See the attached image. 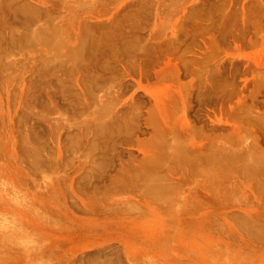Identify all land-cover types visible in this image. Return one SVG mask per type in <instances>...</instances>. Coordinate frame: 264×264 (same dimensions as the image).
Segmentation results:
<instances>
[{
  "label": "rangeland",
  "instance_id": "374dc122",
  "mask_svg": "<svg viewBox=\"0 0 264 264\" xmlns=\"http://www.w3.org/2000/svg\"><path fill=\"white\" fill-rule=\"evenodd\" d=\"M0 4V264H264V0Z\"/></svg>",
  "mask_w": 264,
  "mask_h": 264
},
{
  "label": "bare ground",
  "instance_id": "6f19581e",
  "mask_svg": "<svg viewBox=\"0 0 264 264\" xmlns=\"http://www.w3.org/2000/svg\"><path fill=\"white\" fill-rule=\"evenodd\" d=\"M15 1H16V0H15ZM8 2H9V1H8ZM11 2H12V1H11ZM17 2H18V1H17ZM25 2H26V1H25ZM6 3H7V2H6ZM19 3H20V2H18V4H19ZM41 3H42V2H41ZM1 4H2V3H1ZM1 4H0V5H1ZM12 4H13V2H12ZM18 4H15V5H17L19 9H20V7H21L20 4H21L22 7H23V8H22L23 13H21V12L19 11L20 14H25L24 12L26 11L25 8H27V4H26V6H24V2H23V3H20L19 5H18ZM4 5H5V7H6L7 5H10V4L8 3L7 5H6V4H4ZM13 6H14V5H13ZM17 6H16L15 8H17ZM11 7H12V5H11ZM11 7H10L9 12L12 11V10H14V11H12V12H16L17 14L19 13V12H17V11H18V8H17V9H12V10H11ZM24 7H25V8H24ZM12 8H13V7H12ZM0 9H1V8H0ZM6 9L8 10V9H9V6H8V8H6ZM23 9H25V11H24ZM27 9L29 10L28 12H30V13H32V12H31L32 10H34L33 13L35 12V8H34V9L31 8V6L28 7ZM36 9H37V8H36ZM15 10H16V11H15ZM20 10H21V9H20ZM30 10H31V11H30ZM37 10H38V9H37ZM258 11H259V10H258ZM4 12H5V11H4ZM28 12H26L25 15H28V14H29ZM0 13H1V12H0ZM38 13H39V12H38ZM20 14H19V15H20ZM229 15H231V14H229ZM229 15H228V16H229ZM17 16H18V15H17ZM30 16H31V14H29V17H30ZM33 16H34V15H33ZM35 16H37L36 13H35ZM35 16H34V18H35ZM29 17H28V18H29ZM226 17H227V16H226ZM31 18H32V17H31ZM35 19H36V18H35ZM38 19H39V17H38ZM29 20H30V19H28V21H29ZM32 20H33V19H32ZM22 21H24V19H23ZM35 21H36V20H35ZM32 22H34V21H32ZM22 23H23V22H22ZM25 23H26V22H25ZM25 23L23 24L24 26H26ZM86 25H87V24H86ZM28 26H29V25H28ZM89 26H90V25H89ZM85 27H86V26H85ZM38 28H39V27H38ZM56 28L59 29V27H57V26H56ZM83 28H84V26H83ZM92 28H93V27H92ZM92 28H89V29H92ZM12 29H13V28H12ZM28 29H29V28H28ZM30 29H31V28H30ZM32 29H33V28H32ZM32 29H31V30H32ZM81 29H82V28H81ZM87 29H88V27H87ZM89 29H88V32H89ZM96 29H97V27H96ZM18 30H19V28H18ZM18 30H16V31H18ZM31 30H30V31H31ZM33 30H34V29H33ZM36 30H37V29H36ZM38 30H39V29H38ZM40 30H41V29H40ZM16 31H14V32H15V35H16ZM19 31H20V30H19ZM43 31H45V30H43ZM54 31H55V27H54ZM54 31H51V33L54 32ZM56 31H57V30H56ZM81 31H82V30H81ZM83 31H85V30L83 29ZM91 31H92V30H91ZM23 32H24V31H23ZM37 32H38V31H37ZM59 32H60V30H59ZM93 32L96 33V31H94V29H93ZM34 33H36L35 30H34V32H33V35H34ZM49 33H50V32H49ZM54 33H55V32H54ZM56 33H57V32H56ZM31 34H32V33H31ZM36 34H37V33H36ZM52 34H53V33H52ZM82 34H83V32L81 33V35H82ZM84 34H85V33H84ZM84 34H83V35H84ZM37 35H40V33L37 34ZM37 35L34 36V40L36 39ZM42 35H43V34H42ZM42 35H41V36H42ZM50 35H51V34H50ZM54 35H55V34H54ZM57 35H58V33H57ZM88 35H90V34H88ZM21 36H24V34L21 33ZM21 36H20V37H21ZM41 36H40L41 39H39V40L43 41V40H44V37L42 36V37H43V38H42ZM55 36H56V35H55ZM84 36H85V35H84ZM84 36H83L82 38H84ZM94 36H95V35H94ZM96 36H97V35H96ZM99 36H101V35H99ZM14 37H15V36H14ZM27 37H29V36L26 35V38H27ZM38 37H39V36H38ZM86 37H87V36H86ZM89 37H90V36H89ZM92 37H93V36H92ZM18 38H19V36H18ZM56 38H57V37H56ZM56 38H54V39H56ZM95 38H97V37H94L93 39H95ZM99 38H100V37H99ZM14 39H15V38H14ZM20 39H22V37H21ZM42 39H43V40H42ZM51 39H52V38H50V40H51ZM79 39H80V38H79ZM88 39H89V38H88ZM88 39H87V40H88ZM100 39H101V38H100ZM36 40H37V39H36ZM39 40H38V41H39ZM45 40H46V39H45ZM52 40H53V39H52ZM56 40H57V39H56ZM56 40H54V41H56ZM59 40H62V39H59ZM85 40H86V39H85ZM95 40H96V39H95ZM22 41H23L24 43L26 42V41H24V40H22ZM22 41H19V42L21 43ZM32 41H33V40H32ZM54 41H52V43H53ZM57 41H58V40H57ZM62 41H63V40H62ZM80 41H82V40H80ZM98 41H99V40H98ZM14 42H16L15 44H18V43H19V42H17V40L14 41ZM29 42H30V41H29ZM46 42L48 43L47 40L45 41V43H46ZM58 42H59V41H58ZM63 42H64V41H63ZM83 42H84V41H83ZM83 42H82V43H83ZM86 42H87V41H86ZM100 42H101V41H100ZM100 42H99V43H100ZM50 43H51V41H50ZM52 43H51V44H52ZM56 43H57V42H56ZM56 43H54V44H56ZM88 43L90 44V42H88ZM93 43H95L94 40H93ZM22 44H23V43H22ZM54 44H52L53 47H54ZM59 44H60V43H59ZM86 44H87V43H86ZM95 44L97 45V43H95ZM95 44H92V45H95ZM23 45H24V44H23ZM56 45H57V44H56ZM80 45H81V44H80ZM84 45H85V44H84ZM87 45H88V44H87ZM92 45H91V46H92ZM20 46H21V44H20ZM62 46H64V45H62ZM114 46H115V45H114ZM51 47H52V46H51ZM57 47H59V45H58ZM91 48H92V47H91ZM93 48H94V47H93ZM56 49H57V48H56ZM77 49H78V48H77ZM87 49H88V48H87ZM94 49H95V48H94ZM57 50H58V49H57ZM79 50H80V49H79ZM89 50H90V49H89ZM75 51H76V50H75ZM83 51H84V50H83ZM86 51H87V50H86ZM68 52H70V50H68ZM72 52H73V51H72ZM72 52H70V53L72 54ZM95 53H96V51H95ZM76 54H78V51H77ZM76 54H75V52H74L73 55H76ZM73 55H72V56H73ZM80 55H81V54H80ZM95 55H96V54H95ZM76 56H77V55H76ZM78 57H79V55H78ZM56 59H58V57H57ZM72 59H73V57H72ZM74 59H75V57H74ZM79 59L81 60V58H79ZM84 59H85V58H84ZM93 59H94V58H93ZM54 60H55V59H54ZM0 61H1V60H0ZM52 61H53V59H52ZM81 61H82V60H81ZM81 61H80V62H81ZM48 62H49V61H48ZM75 62H76V61H75ZM83 62H84V61H83ZM90 62H92V61H90ZM81 64H82V63H81ZM81 64H80V65H81ZM88 65H89V64H88ZM77 66H78V65H77ZM79 67H80V66H79ZM82 67H83V66H82ZM84 67H85V66H84ZM45 69H46V67H45ZM53 70H54V68H53ZM57 71H58V70H57ZM54 72H55V71H54ZM75 73H76V72H75ZM89 79H90V77H89ZM95 80H96V79H95ZM93 81H94V80H93ZM78 82H79V81H78ZM83 83H84V82H83ZM73 90H74V88H73ZM89 91H90V90H89ZM78 93H79V91H78ZM79 95H80V94H79ZM77 98H78V97H77ZM78 99H79V98H78ZM9 107H10V106H9ZM10 112H12V111H10ZM0 117H1V116H0ZM4 117H5V116H4ZM4 122H5V121H4ZM0 123H1V122H0ZM1 127H2V126H1ZM0 130H1V128H0ZM3 130H4V129H3ZM21 132H22V131H21ZM21 132H20V133H21ZM23 132H24V131H23ZM97 132H98V131H97ZM109 132H110V131H109ZM13 133H14V132H13ZM8 135H9V134H8ZM21 135H22V134H21ZM27 136H28V135H27ZM160 136H161V135H160ZM23 138H24V137H23ZM25 138H26V137H25ZM2 139H3V138H2ZM2 139H1V140H2ZM112 139H113V138H112ZM1 140H0V141H1ZM26 140H28V138H27ZM153 140H154V139H153ZM24 141H25V140H24ZM164 141H165V140H164ZM21 142H23V141H21ZM30 142H31V141H30ZM30 142H29V143H30ZM149 142H150V141H149ZM163 143H164V142H163ZM24 144H25V143H24ZM107 144H108V142H107ZM152 144H154V143H152ZM22 145H23V144H22ZM29 145H30V144H29ZM36 145H37V144H36ZM36 145H35V146H36ZM167 145H169V144H167ZM33 146H34V145H33ZM170 146H171V149H172V145H171V144H170ZM28 147H29V146H28ZM164 147L166 148V145H165ZM167 147H168V146H167ZM15 148H16V147H15ZM32 148H33V147H32ZM32 148H31V149H32ZM169 148H170V147H168L167 149H169ZM6 149H7V148H6ZM6 149H5V153L7 154ZM23 149L25 150V148H23ZM23 149H22V150H23ZM27 149L29 150V148H27ZM37 149H38V148H37ZM33 150H35V149H33ZM33 150H31V151H33ZM178 150H179V149H178ZM25 151H26V150H25ZM31 151H30V152H31ZM35 151H37V150H35ZM0 152H1V151H0ZM17 152H19V151L17 150ZM21 152H22V151H21ZM26 152H27V151H26ZM30 152H28V153H30ZM1 154H2V153H1ZM1 154H0V155H1ZM26 154H27V153H26ZM30 154H31V153H30ZM34 154H35V152H34ZM41 154H42V153H41ZM4 155H5V154H4ZM32 155H33V153H32ZM99 155H100V154H99ZM21 156H22V155H21ZM25 156H26V155H25ZM29 156H30V155H29ZM157 156H158V155H157ZM4 157H5V156H4ZM19 157H20V156H19ZM27 157H28V155H27ZM34 157H35V155H34ZM145 157H146V156H145ZM147 157H148V156H147ZM247 157H249V156H247ZM252 157H253V156H252ZM252 157H250V158H252ZM6 158H8L7 155H6ZM153 158H154V157H153ZM10 159H11V158H10ZM33 159H34V158H33ZM33 159H32V161H33ZM36 159H37V158H36ZM42 159H43V158H42ZM100 159H101V158H100ZM107 159H108V158H107ZM149 159H150V157H149ZM7 160H8V159H7ZM19 160H20V162L18 161L17 163L22 164V163H21V159H19ZM44 160H45V159H44ZM46 160H47V159H46ZM23 161H24V160H23ZM23 161H22V162H23ZM27 161H28V159H27ZM32 161H28V163H29V162H32ZM109 161H110V160H109ZM145 161H146V160H145ZM156 161H157V160H156ZM24 162H25V161H24ZM40 162H41V160H40ZM40 162H38V163L40 164ZM42 162H43V161H42ZM104 162H105V161H104ZM148 162H149V161H148ZM153 162H154V161H153ZM9 163H10V161H9ZM26 163H27V162H26ZM36 163H37V160H36ZM145 163H147V162H145ZM145 163H144V164H145ZM248 163H249V162H248ZM258 163H259V162H258ZM24 164H25V163H24ZM39 164H38V165H39ZM144 164H143V165H144ZM150 164H151V163H150ZM152 164H154V163H152ZM152 164H151V165H152ZM255 164H256V163H255ZM255 164L253 163V165H255ZM3 165H4V164H3ZM27 165H28V164H27ZM29 165H30V164H29ZM35 165H36V164H35ZM44 165H45V164H44ZM157 165H158V164H157ZM247 165H248V164H247ZM32 166H33V165L31 164V167H32ZM144 166H146V165H144ZM255 166H257V165H255ZM23 167H24V165H23ZM28 167H29V170H30V166H28ZM41 167H42V166H41ZM141 167H142V166H141ZM152 167H153V166H152ZM250 167H251V166H250ZM39 168H40V165H39ZM142 168H143V167H142ZM150 168H151V167H150ZM19 169H20V168H19ZM26 169H27V168H26ZM32 169H35V168H32ZM253 169H255V168H253ZM256 169H257V167H256ZM15 170H16V168H15L13 165H12V166H8V165H7L6 167H5V166L0 167V182H1L0 185H2V188L0 187V191L2 192L1 195L8 196V197H11V198H14V196H13V194H12V192H13L12 188L15 187V184H16V182H15V178H17V176H18V174H17L16 172L19 171L18 169H17L16 171H15ZM29 170H28V172H29ZM142 170H143V169H142ZM37 171H38V169H37ZM35 172H36V170H35ZM30 173H31V171H30ZM32 173H34V171H33ZM118 173H119V172H118ZM145 173H146V172H144V174H145ZM156 173H157V172H156ZM160 174H161V173H160ZM145 175H146V174H145ZM22 176H23V174H22ZM119 176H120V175H119ZM121 176H122V175H121ZM146 176H147V175H146ZM117 177H118V176H117ZM148 177H149V176H148ZM13 179H14V182H13ZM113 179H114V178H113ZM116 179H117V178H116ZM155 181H157V180H155ZM159 181H160V180H159ZM116 182H117V181H116ZM119 182H120V181H119ZM151 182H152V181H151ZM115 184H116V183H115ZM148 184H149V183H148ZM149 186L152 187L151 185H149ZM19 187H20V186H19ZM115 187H116V186H115ZM150 187H149V188H150ZM10 188H11V192H10ZM154 188H156V187H154ZM168 188H169V187H168ZM116 189H117V188H115V191H116ZM113 190H114V189H113ZM120 190H121V189H120ZM120 190H119V191H120ZM153 190H155V189H153ZM168 190H170V189H168ZM168 190H167V191H168ZM159 191H160V192L162 191V192L160 193ZM159 191H158V192H159V194H158L159 196H160V194H162V196L165 194V192H164V194H163V190L160 189ZM117 192H118V191H117ZM154 192H155V191H154ZM158 192H156V193H158ZM14 195H15V194H14ZM170 195H171V194H170ZM170 195H169V194H168L167 196L164 195V197L166 196V197H168V199H169V197H170L169 200L171 201L172 196H170ZM153 196H154V195H153ZM155 196L157 197V195H155ZM155 196H154V197H155ZM162 196H161L160 198H162ZM15 197H16V199H17L18 196L15 195ZM164 197L162 198V199H163V203H164V200L167 199L166 197H165L166 199H165ZM3 199H4V198H3ZM3 199H2V200H3ZM162 199H161V200H162ZM49 200H50V199H49ZM156 200H157V199H156ZM159 200H160V199H159ZM169 200H168V201H169ZM165 202H166V201H165ZM124 203H125V202H124ZM124 203H122V204L124 205ZM163 203H162V204H163ZM167 203H168V202H167ZM116 204H117V203H116ZM122 204H121V205H122ZM125 204H127V203H125ZM117 205H118V204H117ZM121 205H120V206H121ZM0 206H1V205H0ZM114 206H115V205H114ZM120 206H119V207H120ZM1 207H2V206H1ZM3 207H4V206H3ZM3 207H2V208H3ZM119 207H118L117 209H119ZM122 207H124V206H122ZM126 207H128V206H126ZM54 208H55V207H54ZM113 208H116V207H113ZM120 208H121V207H120ZM128 209L131 210L130 207H128ZM5 210H6V209H5ZM120 210H121V209H120ZM125 210H126V209H125ZM129 210H128V211H129ZM51 211H52V210H51ZM5 212H6V211H5ZM62 212H63V211H62ZM54 213H55V212H54ZM45 214H46V213H45ZM235 216H236V215H235ZM237 216H238V215H237ZM240 216H242V215H240ZM1 218H2V217H1ZM1 218H0V219H1ZM248 218H249V217H248ZM248 218H247V219H248ZM241 219H242V217H241ZM247 219H246V221H247ZM251 219H252V218H251ZM26 220H27V219H26ZM49 221H51V219L48 220V222H49ZM56 221H57V220H56ZM58 221L61 222L60 220H58ZM252 221H253V219H252ZM46 222H47V221H46ZM247 222H248V221H247ZM253 222H255V221H253ZM52 223H53V222H52ZM244 223H245V222H244ZM133 224H134V223H133ZM238 224H239V223H238ZM245 225H246V224H245ZM245 225H244V227H246ZM247 225H249V224L247 223ZM133 227H134V226H133ZM4 228H5V227H3V229H4ZM134 228H135V227H134ZM247 228H249V227L247 226ZM249 229H250V228H249ZM198 230H199V229H198ZM258 230H260V229H258ZM244 231H245V230H244ZM6 232H7V231H6ZM241 232H242V231H241ZM250 232H251V231H250ZM242 233H244V232H242ZM246 233H247V232H246ZM6 234H7V236H6V235H3V237L0 239V247H1V249H0V254L3 253V255H4V254H5V255H6V254H9V255H10V253H11V248H12V249H15L16 245L11 243L12 239H11V237L9 236L8 232H7ZM202 234H203V233H202ZM247 234H249V233H247ZM244 235H246V234H244ZM254 235H255V234H254ZM246 236H247V235H246ZM210 237L212 238V236H210ZM249 238H250V237H249ZM252 238H253V237H252ZM256 238H257V237H256ZM59 240H60V239H59ZM203 240H204V238H203ZM203 240H202V241H203ZM260 240H261V239H260ZM220 241H221V240H220ZM220 241L217 240V239H213V240H212V239L209 238V239H207L206 243L203 244V248H205V250H207V251H208V250H211V249H213V248H217V252H218L220 246L223 245ZM255 241H256V240H255ZM257 241H258V240H257ZM57 243H58V242H57ZM128 243H129V242H128ZM263 243H264V242H263ZM189 245H190V246H193V245H194V248H196L199 252H200V248L202 249V245H201L200 243H199V244H197V243H193V244H189ZM52 247H53V246H52ZM52 247H51V248H52ZM54 247H56V246H54ZM199 247H200V248H199ZM47 248H48V247H47ZM57 248H58V247H57ZM126 248H127V247H126ZM49 249H50V248H49ZM52 250H53V249H52ZM49 251H50V250H49ZM227 251H229V250H227ZM227 251H226V252H227ZM55 252H56V251H55ZM50 253H51V252H50ZM203 253H204V252H203ZM206 253H207V252H205V253H204L205 255L202 256V257H208V254H206ZM229 253H230V252H229ZM127 254H128V253H127ZM5 255H4V257H5ZM125 255H126V254H125ZM50 256H51V254H50ZM130 256H131V255H130ZM132 256H133V254H132ZM26 257H29V256L27 255ZM70 257H71V256H70ZM108 257H109V256H108ZM128 257H129V256H128ZM209 257H210V255H209ZM211 257H212V256H211ZM219 257H220V258H219ZM232 257H233V256H232ZM2 258H3V257H2ZM135 258H136V257H134L133 259H135ZM212 258H213V257H212ZM222 258H224V256H222ZM228 258H229V257H228ZM228 258H227V259H228ZM7 259H8V258H7ZM69 259H70V258H69ZM129 259H131V258L129 257ZM218 259H221V255H218V258H215V261L213 262V264H219V262H218L219 260H218ZM97 260H98V259H97ZM109 260H110V259H109ZM89 261H90V260H89ZM131 261H132V260H131ZM8 262H9V261H8ZM4 263H5V262H3L2 264H4ZM84 263H85V262H84ZM7 264H8V263H7ZM67 264H68V263H67ZM119 264H121V263H119ZM133 264H134V263H133Z\"/></svg>",
  "mask_w": 264,
  "mask_h": 264
}]
</instances>
